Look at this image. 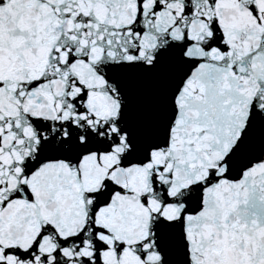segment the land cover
I'll list each match as a JSON object with an SVG mask.
<instances>
[{
    "label": "snow or ice",
    "instance_id": "obj_1",
    "mask_svg": "<svg viewBox=\"0 0 264 264\" xmlns=\"http://www.w3.org/2000/svg\"><path fill=\"white\" fill-rule=\"evenodd\" d=\"M0 264H264V0H0Z\"/></svg>",
    "mask_w": 264,
    "mask_h": 264
}]
</instances>
